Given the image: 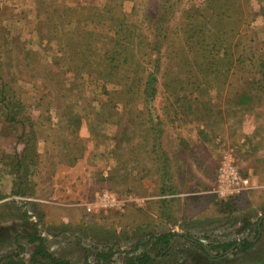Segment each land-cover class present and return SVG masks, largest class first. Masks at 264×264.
<instances>
[{"label": "rangeland", "instance_id": "obj_1", "mask_svg": "<svg viewBox=\"0 0 264 264\" xmlns=\"http://www.w3.org/2000/svg\"><path fill=\"white\" fill-rule=\"evenodd\" d=\"M236 1L240 5L231 10L228 0L226 6L221 1L218 5L221 12H230L224 28L236 34L232 44L242 47L239 53L256 58L264 53V0ZM208 2L0 0V87L3 81L16 86L14 80H19L17 93L24 108L15 104L20 111L16 117L30 116L38 123L40 155V163L29 164L27 173L13 169V157L25 156L26 144L18 139L20 127L3 123L0 100V264H51L37 255L40 242L30 236L43 238L46 251L69 264H127L143 253L155 256L164 248L156 237L169 232L199 240L213 252L217 242L255 237L257 220L264 218V78L259 61L242 57L224 87L215 76L204 94L192 85V62L181 59L180 39L192 28V20L210 19L209 28L219 25L221 12L207 8ZM107 4L111 11L105 19L101 9ZM81 8L91 14L87 22ZM155 14L168 17L161 22L168 48L166 44L156 48L159 42L149 48ZM171 19L176 23L165 22ZM120 20L129 29L125 35L115 32ZM122 36L129 64L135 58L143 63L150 58L151 64L143 66L149 70L157 51L164 52L156 75L158 93L149 109H143L137 97L127 101L117 96L116 114L105 122L107 111L101 106L115 85L103 77L102 52L117 46ZM253 75L259 98L245 105H259L238 107V92L233 100L234 87L240 84L236 81L253 82ZM119 114L130 121L146 116L145 123L136 127L138 138L152 136L150 120L161 131L158 142L166 156L159 163L153 162L147 146L120 158L109 152L117 143L113 138L120 134L114 123ZM69 150L76 151L69 154ZM228 154L238 174L249 179L250 188L223 195L218 173ZM21 188L29 191L16 192ZM162 199L173 200L161 203ZM105 200L108 205L102 207ZM172 247L168 256L153 264H208L183 237H174ZM263 247L264 238L256 251ZM99 252L109 254L110 263L98 261ZM238 256L242 255L230 253L223 263Z\"/></svg>", "mask_w": 264, "mask_h": 264}, {"label": "trees", "instance_id": "obj_2", "mask_svg": "<svg viewBox=\"0 0 264 264\" xmlns=\"http://www.w3.org/2000/svg\"><path fill=\"white\" fill-rule=\"evenodd\" d=\"M223 2V5L226 6L227 0H209L207 3V8H212L218 10L220 13L222 10L218 9L219 3ZM233 1V0H232ZM240 5L236 0L232 2V7L230 6V0H228V7L235 8V6ZM224 6H222L221 9H224ZM240 7V6H239ZM172 6H170V9ZM85 10V12L83 11ZM80 9L82 12V19L86 22L90 19L91 14L87 11L86 8ZM95 10V9H94ZM102 11H105L104 18L108 19L109 17L106 16L111 11V6L107 4ZM97 9L98 11H101ZM229 10H223L224 12H221V14L217 17L218 26H208L207 23H210V19H207L205 21L200 20L197 21V19L192 20V28H188L185 32L186 34H183L182 38V45L180 47L181 49V59H184L185 63L192 62V72L190 73L188 71L187 74H192V79L194 81L192 82V85L197 86V90L201 92V94H204L205 91L210 89V85L212 80L215 78L221 82V87H224L228 80H230V75L233 74V69L237 68L235 63H239L241 65L243 60H246L247 58L252 61H259V73L264 78V53L259 54L256 58L254 56H249L248 54L243 55L239 53V49H242L237 42L233 45L232 40L235 38V33L231 30L225 29L224 22L226 20H230L228 13ZM69 12V10H67ZM71 11V10H70ZM95 12L93 11V14ZM168 17H163L162 15L155 14L152 16L151 23H152V31L148 33V35H151V39L149 40L148 45L151 46L149 48H152L153 44H159L156 48H163L166 44V48L169 46V41H166L163 43V39L165 40L164 35L161 34L164 33L165 27L161 24V22L166 20ZM242 21V18L240 19ZM197 21V22H196ZM212 21V18H211ZM95 22V21H92ZM167 24L171 25V23H176L173 19L165 21ZM123 20H120L118 23V27L116 29V33L121 35L127 34L129 29H125L122 27ZM81 23H77L76 27L81 31L83 35L84 29L79 28ZM189 25V24H187ZM210 25H212L210 23ZM140 30V29H139ZM192 31V32H191ZM166 33V31H165ZM169 33H166L168 35ZM174 33L171 31L170 35H173ZM192 34V35H191ZM240 34V33H238ZM142 29L141 32H138V36L142 37ZM191 35V36H190ZM110 37V36H109ZM159 38H162V41L160 42ZM113 39V38H108ZM159 40V41H158ZM118 45L111 46V50L108 52H102V57L106 61H103L102 65V74L104 79L111 82L115 85L114 88H112L111 91L108 92L109 99L106 103H104L101 108L105 109V112L107 113L104 115L105 122L109 121L110 118L114 114L116 102H118L117 96H121L124 99L132 100L135 97L139 100L141 103V106L143 109H149L150 103L154 101L156 95H157V88L156 84L158 82V76L157 73L162 69V59L164 58V52L157 51V58L153 60V65H151L153 68H149V70L144 69L143 66L150 65L151 60L148 58L146 63L142 62L141 59H134L135 61H132V63L129 64V52L127 49H124L125 42H124V36H122L121 40L117 41ZM132 42V39L130 40ZM109 43L105 45H101V49H106ZM186 44V46H183ZM142 46V44H140ZM105 47V48H104ZM71 49L74 51L76 50V45L73 43V47ZM175 50V49H174ZM150 51V50H149ZM101 52V51H99ZM263 52V51H262ZM253 53V52H251ZM184 55L185 58H184ZM192 57V58H191ZM243 57V60H241ZM246 67L243 66V68ZM239 69V68H237ZM233 70V71H232ZM232 71V72H231ZM199 76V77H198ZM253 82H248L246 79L241 80L240 78L237 79L236 82L240 84H236L234 99H236V93L238 92L237 96V105L238 107H251L253 108L257 107L259 104H248L245 105V102H252L253 99H256L259 96L256 94V86L258 82L256 81V78H254L253 75ZM201 80L203 83H201ZM16 82V86L9 84L8 82H2V86L0 87V100L3 101V107L5 109L4 113V119L3 123H5L8 126H11L13 129H21V134L18 136V139L23 141L26 146L23 148V151L26 149V154L23 157L17 156V158L13 157L12 163H13V169L15 167L18 168V172L21 171L23 173L28 172V165L29 164H36L39 162L40 155L37 152L36 149V143H37V134H38V123L36 124L34 121H32V118L30 116L23 118H17L16 115L20 111L18 109H23L24 104L20 103V97L17 93L21 90V87L18 85V81L14 80ZM205 84V88L203 85ZM235 86V84H234ZM168 87V86H167ZM9 89V95L6 93V91ZM240 89V90H239ZM254 94H250V93ZM17 100V101H15ZM251 100V101H250ZM179 101V100H178ZM17 103V107H15V104ZM120 103V102H118ZM125 103V102H124ZM128 104V102H127ZM146 121V116L142 117V115L138 116L137 119L129 120L124 119L122 115L119 114L118 120H115V124H117L120 127V134L116 135L113 140H117V143H115V146L109 151L111 154L116 155L117 157H125L126 152H133V150H140L143 147L147 146L149 154L153 156V162L159 163L160 158L166 156V152L163 151V143L158 142L161 131L157 129L156 126L152 125V121H148L147 125H150V133L151 137L148 136V138H145L143 140L142 138H138V134L135 131H138L136 127H141L142 124H144ZM28 123V125H27ZM132 123V124H130ZM17 126V128H15ZM56 133V132H55ZM57 134V133H56ZM69 137V136H68ZM67 139V138H66ZM70 139V140H69ZM68 142L71 141V138L69 137ZM145 145L143 146V144ZM68 145V144H66ZM69 147V145H68ZM29 148H32L30 150ZM76 150H69V154L74 153ZM68 152V150H67ZM137 154L133 155L136 156ZM115 156V157H116ZM118 159V158H117ZM115 158V161H117ZM75 159L70 162V164L75 163ZM40 163V162H39ZM11 166V167H12ZM24 166V167H23ZM20 175V174H19ZM109 177L113 178V172H110ZM108 177V178H109ZM22 179V177H20ZM106 178V180H109ZM111 180V179H110ZM169 181V180H168ZM24 183V182H23ZM30 188V191L33 189L32 185H30V182L28 183ZM165 184V183H164ZM163 185V184H162ZM169 185V184H165ZM29 189H19L16 192L19 193H26ZM33 192V190H32ZM162 193H164L162 191ZM173 199H162L161 203L163 202H172ZM170 204H165L164 206H168ZM163 207V206H162ZM264 218L261 220H257V225L255 227V237L253 238H246L243 240L238 241H220L217 242L216 248L217 251L213 252L211 250L210 246H207L200 242L199 240H196L194 238H191L187 235L178 234L175 232H169V233H163L156 237V240L162 242L164 244V248L159 251L160 254H156L153 256L151 253H143L139 256H136L135 258L131 259L129 258L127 264H153L158 261L159 257L164 258L165 256H168L172 247V240L174 237H183L185 238L190 244H192L193 247L197 248L201 251L203 254L202 256L207 260L208 264H225L224 261L227 260V256L230 253L233 254H241L242 256H238L237 258H234L230 261L229 264H264V247L263 249H259V252L256 251V246L259 244L262 239L264 238ZM30 240L35 242L39 241L40 245L37 250V255H40L43 259L49 260L51 264H69L65 261H62L54 256H52L50 253L46 251V248L44 247V239L39 236H30ZM164 252V254H163ZM257 253V256H252L253 260L248 259V256H251V254ZM98 255V261L103 259L107 260L108 263L111 261V257L109 254H106L104 252L97 253ZM159 255V256H157ZM202 262L206 261L202 258H200ZM228 264V263H227Z\"/></svg>", "mask_w": 264, "mask_h": 264}, {"label": "built area", "instance_id": "obj_3", "mask_svg": "<svg viewBox=\"0 0 264 264\" xmlns=\"http://www.w3.org/2000/svg\"><path fill=\"white\" fill-rule=\"evenodd\" d=\"M218 182L220 188L219 192L223 195L226 193H238L250 188L249 179L238 174L230 155L224 159L219 169ZM107 205L108 201L106 200L101 204L102 207H107ZM112 205L114 204H110L109 206ZM89 210H91V208H89Z\"/></svg>", "mask_w": 264, "mask_h": 264}]
</instances>
